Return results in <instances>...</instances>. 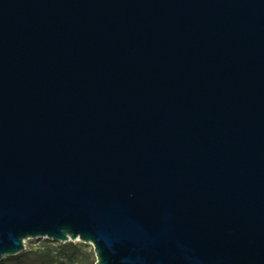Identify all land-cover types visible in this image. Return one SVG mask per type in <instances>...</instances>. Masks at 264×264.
<instances>
[{
  "label": "water",
  "instance_id": "obj_1",
  "mask_svg": "<svg viewBox=\"0 0 264 264\" xmlns=\"http://www.w3.org/2000/svg\"><path fill=\"white\" fill-rule=\"evenodd\" d=\"M264 264V0H0V261Z\"/></svg>",
  "mask_w": 264,
  "mask_h": 264
},
{
  "label": "rangeland",
  "instance_id": "obj_2",
  "mask_svg": "<svg viewBox=\"0 0 264 264\" xmlns=\"http://www.w3.org/2000/svg\"><path fill=\"white\" fill-rule=\"evenodd\" d=\"M73 245L69 246V245ZM66 245V246H63ZM23 253L31 254L35 264H94L93 248L81 241L57 242L45 238L28 239L24 242ZM44 259V263L40 262ZM4 264H11L4 262Z\"/></svg>",
  "mask_w": 264,
  "mask_h": 264
},
{
  "label": "trees",
  "instance_id": "obj_3",
  "mask_svg": "<svg viewBox=\"0 0 264 264\" xmlns=\"http://www.w3.org/2000/svg\"><path fill=\"white\" fill-rule=\"evenodd\" d=\"M69 246L73 247V245L71 244ZM30 255L31 254L29 253L21 252L16 256L4 258L3 260L0 261V264H4V262H9L11 264H35V259H31ZM40 262L44 263L45 261L44 259H40Z\"/></svg>",
  "mask_w": 264,
  "mask_h": 264
}]
</instances>
